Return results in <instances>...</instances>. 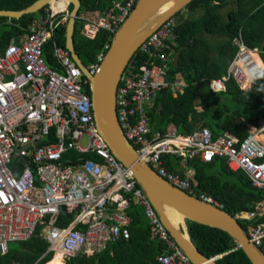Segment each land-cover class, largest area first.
Wrapping results in <instances>:
<instances>
[{"label": "built area", "instance_id": "built-area-1", "mask_svg": "<svg viewBox=\"0 0 264 264\" xmlns=\"http://www.w3.org/2000/svg\"><path fill=\"white\" fill-rule=\"evenodd\" d=\"M137 1L111 0L105 11L78 12L81 34L89 40L100 30L113 36ZM259 1L264 7V0ZM41 10L27 33L9 38L0 52V255L9 243L30 240L38 228L48 243L46 252L61 253V264L78 252H99L110 242L128 238L130 218L125 210L132 203L142 209L148 237L163 247L156 256L160 264H194L97 128L91 79L55 39L69 19V3L54 0ZM176 25L172 18L165 20L136 51L146 56L145 61L138 66L128 63L120 74L115 107L123 134L161 178L202 201L223 208L213 196L195 192L191 186L188 161L192 159L203 163L220 159L228 169L242 171L251 186L264 194L263 118L246 125L244 138L229 132L214 136L208 127L182 135L172 123L164 133L151 130L147 109L157 94L161 90L180 94L184 87L181 79L167 78L173 56L164 48L173 39ZM47 45L55 67L44 58ZM109 45L85 66L90 76ZM233 45L236 50L226 75L210 80L213 93L225 92L229 78L242 89L264 68L255 59L260 60L258 50L247 47L240 32ZM82 137H87L84 144ZM168 157L177 160L184 177L166 167ZM60 215L70 218L64 226L57 224ZM233 216L245 223L248 240L264 255V198Z\"/></svg>", "mask_w": 264, "mask_h": 264}, {"label": "trees", "instance_id": "trees-1", "mask_svg": "<svg viewBox=\"0 0 264 264\" xmlns=\"http://www.w3.org/2000/svg\"><path fill=\"white\" fill-rule=\"evenodd\" d=\"M35 1L0 0V10L20 11ZM79 1V12L105 11L110 5V1ZM71 10L72 5L69 6ZM182 10L186 11V16L177 22L174 37L166 42L164 50L173 56V61L168 63L167 78L181 79L183 91L172 95L169 90H161L157 94L147 109L150 128L153 132L164 133L172 123L182 135H189L196 128L208 127L214 136L229 132L244 138L247 124L254 125L258 118L264 119V68L242 89L233 78L226 80L225 92L213 93L209 84L212 78L226 75L236 50L233 39L238 32L247 47L258 50L264 65V7H260L259 0H192ZM41 11L20 19L0 17V52L9 38H20L27 33L30 23ZM76 23L74 50L88 66L95 61L102 47L110 44L113 36L100 30L93 40L80 34L81 39L77 41ZM66 26L67 22L55 36L62 48H65ZM50 51V45H47L44 58L55 67ZM145 59V55L135 53L128 63L138 66ZM165 164L169 170L184 177L185 170L179 167L176 159L168 157ZM188 167L192 169L188 180L195 192L213 196L231 215L250 210L255 202L264 198V194L251 186L242 171L228 169L220 159L210 163L192 159L188 161ZM125 211L130 218L127 239L119 238L108 243L104 250L89 255L78 252L65 259L63 264H160L156 256L163 252V247L160 242L148 237V224L142 209L131 203ZM57 221L59 226H64L70 218L60 215ZM185 223L190 240L207 257L223 254L216 259L219 264H252L227 232L187 219ZM241 224L245 227V223ZM14 244V247L7 248L4 255H0V264L62 262L60 254L52 256L51 252H46L48 243L40 236V228L30 240Z\"/></svg>", "mask_w": 264, "mask_h": 264}, {"label": "water", "instance_id": "water-1", "mask_svg": "<svg viewBox=\"0 0 264 264\" xmlns=\"http://www.w3.org/2000/svg\"><path fill=\"white\" fill-rule=\"evenodd\" d=\"M52 1L54 0H36L20 11L0 10V17L20 19L24 15L39 12ZM64 1L72 5L65 30V48L83 74L91 79V101L97 128L116 158L132 171L137 183L179 247L194 264H219L213 257L204 255L190 240L185 223L187 219L227 232L237 244V248L243 250L252 264H264V255L248 240L244 228L233 215L221 207L174 187L161 178L148 163L138 157L118 124L115 94L120 74L135 55L140 44L165 20L172 18L192 0H138L127 19L114 33L104 58L92 76L74 50L73 35L81 3L79 0ZM167 3H170L169 7L156 15L157 11ZM164 206H171L182 213L183 224L174 226L166 216Z\"/></svg>", "mask_w": 264, "mask_h": 264}, {"label": "bare ground", "instance_id": "bare-ground-1", "mask_svg": "<svg viewBox=\"0 0 264 264\" xmlns=\"http://www.w3.org/2000/svg\"><path fill=\"white\" fill-rule=\"evenodd\" d=\"M63 1V0H61ZM170 3L165 4L164 6H162L156 13V15L166 9L167 7H169ZM255 59L257 61V58L255 56ZM164 211L166 216L168 217V219L170 220V222L174 225V226H180L181 224H183V214L178 212L177 210H175L174 208H172L171 206H164ZM184 236L186 237V234H184ZM58 254L61 255V253L57 252Z\"/></svg>", "mask_w": 264, "mask_h": 264}, {"label": "rangeland", "instance_id": "rangeland-1", "mask_svg": "<svg viewBox=\"0 0 264 264\" xmlns=\"http://www.w3.org/2000/svg\"><path fill=\"white\" fill-rule=\"evenodd\" d=\"M109 1L111 2V0H101V2H104V3H109ZM70 6V5H69ZM88 15H89V13H88ZM186 16V11L185 10H182L180 13H178V14H176V15H174L173 17H172V20L175 22V23H177L180 19H182L183 17H185ZM77 23H76V32H77V37H76V40L77 41H79L81 38V36H83L82 34H81V31H82V24L79 22V21H76ZM80 34H81V36H80ZM84 60V62L87 64V61H86V59L84 58L83 59ZM89 64V63H88ZM91 64V63H90ZM89 64V65H90ZM87 140V137H82V140H81V142H82V144H84V142ZM190 175V174H189ZM240 224H241V221L239 222ZM242 225V227L244 228V226H243V224H241ZM15 246V244L14 243H9L8 244V247L7 248H12V247H14Z\"/></svg>", "mask_w": 264, "mask_h": 264}, {"label": "crops", "instance_id": "crops-1", "mask_svg": "<svg viewBox=\"0 0 264 264\" xmlns=\"http://www.w3.org/2000/svg\"><path fill=\"white\" fill-rule=\"evenodd\" d=\"M61 3H63V2H61ZM256 58H257V57H256ZM259 58H260V57H259ZM257 62H258V65H259V66H262V65H263L261 59L259 60V59L257 58ZM263 67H264V65H263Z\"/></svg>", "mask_w": 264, "mask_h": 264}, {"label": "clouds", "instance_id": "clouds-1", "mask_svg": "<svg viewBox=\"0 0 264 264\" xmlns=\"http://www.w3.org/2000/svg\"><path fill=\"white\" fill-rule=\"evenodd\" d=\"M70 5V4H69Z\"/></svg>", "mask_w": 264, "mask_h": 264}]
</instances>
